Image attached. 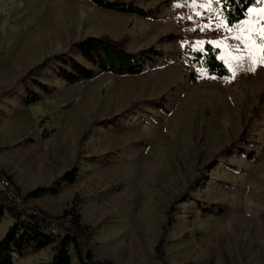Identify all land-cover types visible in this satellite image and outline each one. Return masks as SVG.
Returning a JSON list of instances; mask_svg holds the SVG:
<instances>
[{"label":"rangeland","instance_id":"1","mask_svg":"<svg viewBox=\"0 0 264 264\" xmlns=\"http://www.w3.org/2000/svg\"><path fill=\"white\" fill-rule=\"evenodd\" d=\"M126 1L159 6L156 17L89 0H0L1 173L22 196L48 189L30 208L60 215L82 201L98 260L264 264V0L233 26L210 0ZM102 35L163 55L152 54L138 75L104 72L75 84L45 69L32 79L49 94L24 81L72 42ZM198 41L220 42L231 75H209L179 57L185 43L202 47ZM27 85L40 100L26 103ZM14 223L4 210L0 242ZM53 247L14 264H51Z\"/></svg>","mask_w":264,"mask_h":264},{"label":"trees","instance_id":"2","mask_svg":"<svg viewBox=\"0 0 264 264\" xmlns=\"http://www.w3.org/2000/svg\"><path fill=\"white\" fill-rule=\"evenodd\" d=\"M101 8L119 12L132 13L141 17L155 18L158 7L147 9L133 1L126 0H89ZM260 0H222L217 5L221 17L226 24L233 26L247 17L249 9L257 6ZM163 38V37H162ZM179 39V35L170 34L167 39ZM208 42V41H206ZM203 50V51H201ZM264 59V47H263ZM162 56L161 51L151 47L138 52L127 48L126 39H115L109 35L88 36L71 43L70 52L56 53L43 62L34 65L25 75L24 81L31 78L40 91L51 93L48 85L32 79L39 76L45 69H51L56 76L68 84L84 80H92L100 73L110 72L117 75H138L144 71L145 60L151 55ZM83 59L81 62L75 56ZM179 57L188 59L191 63L203 67L209 75L225 77L231 75L230 68L220 58V48L211 43L202 47H193L185 43ZM26 103L32 104L41 98L39 91L26 87ZM247 153L245 150L242 154ZM253 156V154H248ZM1 177L9 180V186L0 189V224L4 210L13 218L14 225L6 237L0 242V264H14L16 258L23 257L30 250L39 251L54 244V255L51 264H73L69 250L73 245L74 252L81 264H116L110 259L98 260L90 247L94 227L82 221L80 202L74 199L70 207L65 208L60 215H52L40 208H30L29 200L44 196L48 189L38 187L25 195H21L19 187L14 185L12 178L1 173ZM76 180V169L66 175L68 184ZM212 209L208 210L211 211ZM162 241L157 245V252L163 256ZM164 259V258H163ZM165 264H169L165 261Z\"/></svg>","mask_w":264,"mask_h":264},{"label":"snow or ice","instance_id":"3","mask_svg":"<svg viewBox=\"0 0 264 264\" xmlns=\"http://www.w3.org/2000/svg\"><path fill=\"white\" fill-rule=\"evenodd\" d=\"M210 2L219 5L222 2V0H210ZM233 38L236 39V40H241L242 39V37H240V36H235ZM197 43H200V44H203V43H211V44L219 45L220 42L219 41H208V42L198 41ZM249 47H251V45ZM201 51H203V50H201Z\"/></svg>","mask_w":264,"mask_h":264},{"label":"built area","instance_id":"4","mask_svg":"<svg viewBox=\"0 0 264 264\" xmlns=\"http://www.w3.org/2000/svg\"><path fill=\"white\" fill-rule=\"evenodd\" d=\"M9 180L6 178V177H1L0 176V185L3 187V188H6L7 186H9Z\"/></svg>","mask_w":264,"mask_h":264}]
</instances>
